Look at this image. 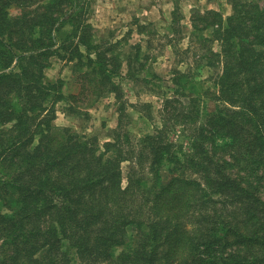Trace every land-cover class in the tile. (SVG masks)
Here are the masks:
<instances>
[{
    "label": "trees",
    "instance_id": "trees-1",
    "mask_svg": "<svg viewBox=\"0 0 264 264\" xmlns=\"http://www.w3.org/2000/svg\"><path fill=\"white\" fill-rule=\"evenodd\" d=\"M230 1L195 19L221 44L213 86L134 137L123 81L142 80V53L97 39L95 0H0V264H264V0ZM53 57L75 62L78 92L48 78ZM111 94L103 147L55 123L59 103Z\"/></svg>",
    "mask_w": 264,
    "mask_h": 264
},
{
    "label": "rangeland",
    "instance_id": "rangeland-1",
    "mask_svg": "<svg viewBox=\"0 0 264 264\" xmlns=\"http://www.w3.org/2000/svg\"><path fill=\"white\" fill-rule=\"evenodd\" d=\"M210 9L219 10L227 17L233 12V4L230 0H95L90 20L97 39L120 41L119 48L133 59L139 50L142 53L138 57L145 68L135 69L142 80L123 81L129 114L123 126L134 137L154 131L157 126L164 127L172 114L191 109V97L213 86L214 78L222 72L219 59L211 60L209 55L210 47L221 50L220 42L216 40L212 46L209 41H201L204 34L212 35L211 29L195 30V19ZM199 25L204 26L203 22ZM124 63V73L127 74L128 61ZM76 69L75 62L53 57L46 75L52 81L62 78L66 92H78L80 85L75 77L78 75ZM169 98L174 101L168 102ZM206 101L208 106H213L212 99ZM67 106V102L58 104L57 125L95 136L102 147L112 139L119 124L120 103L115 94L102 98L79 114L67 112ZM180 129L178 127L171 137L178 138ZM130 165V162L123 164L125 185ZM130 233L135 237L136 230L130 229Z\"/></svg>",
    "mask_w": 264,
    "mask_h": 264
},
{
    "label": "crops",
    "instance_id": "crops-1",
    "mask_svg": "<svg viewBox=\"0 0 264 264\" xmlns=\"http://www.w3.org/2000/svg\"><path fill=\"white\" fill-rule=\"evenodd\" d=\"M219 3H220V2H219ZM212 7L216 8V6H212Z\"/></svg>",
    "mask_w": 264,
    "mask_h": 264
}]
</instances>
